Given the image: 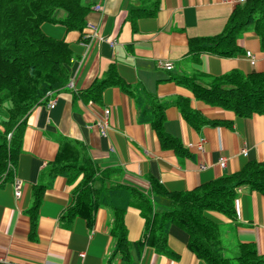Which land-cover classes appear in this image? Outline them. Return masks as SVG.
Wrapping results in <instances>:
<instances>
[{
	"label": "crops",
	"instance_id": "crops-1",
	"mask_svg": "<svg viewBox=\"0 0 264 264\" xmlns=\"http://www.w3.org/2000/svg\"><path fill=\"white\" fill-rule=\"evenodd\" d=\"M238 1L86 0L92 6L82 32L42 25L46 36L68 44L73 59L66 67V86L50 93L28 114L13 178L0 186V264H207L189 249V234L175 223L169 225L165 253L144 245L146 220L137 206L124 215L126 257L117 252L109 207L96 211L92 225L79 216L64 219L84 176L74 180L53 176L51 164L61 141L79 145L82 155L93 161L98 178L105 170H117L103 180L106 186L121 184L139 191L161 216L170 210V202L152 192L150 179L171 193L185 192L240 172L249 162L264 163V114L238 117L197 99L179 83L195 76L206 86L233 71L264 72V51L252 26L239 35L241 53L234 57L190 52L192 38L224 31L242 4ZM155 3L154 15L132 21V8L151 10ZM97 5L101 11L94 10ZM248 52L254 55L255 65ZM166 63L173 69L166 70ZM111 66L130 91L109 87L94 101L84 93L104 79ZM179 99L188 100L206 123L191 125L176 104ZM51 101L54 108L49 106ZM145 103L165 106L164 131L181 142L182 153L164 147L144 121ZM103 120H107L105 133L98 127ZM222 158L225 167L219 164ZM40 186L45 188L34 227L29 212ZM237 194L234 220L217 212H205L204 217L219 226L222 241L232 237L238 248L251 245L264 256V195L248 186Z\"/></svg>",
	"mask_w": 264,
	"mask_h": 264
},
{
	"label": "trees",
	"instance_id": "trees-1",
	"mask_svg": "<svg viewBox=\"0 0 264 264\" xmlns=\"http://www.w3.org/2000/svg\"><path fill=\"white\" fill-rule=\"evenodd\" d=\"M91 6L82 0H0V186L13 178L28 114L68 82L66 67L71 64L73 54L67 43L46 36L42 25H62L69 31L82 32ZM156 8L157 3L151 10L132 8V21L154 15ZM251 26L264 51V0H247L238 5L221 34L192 38L190 52L234 57L241 53L237 46L239 35ZM179 83L197 99L232 111L238 117L264 114V72L244 75L233 71L214 78L206 86L195 76ZM109 87L130 91L111 66L106 77L84 94L98 101ZM140 99L144 101L143 97ZM176 104L194 127L206 123L191 110L188 100L179 99ZM164 111L165 106L145 103L144 121L157 132L164 147L182 153L181 142L164 131ZM97 171L93 161L82 155L79 145L67 140L60 142L51 164L53 176L62 175L68 180L84 176L74 191V204L63 218L79 216L92 225L96 211L103 206L109 207L113 212L112 234L116 238V249L125 257L129 244L124 215L129 207L137 206L146 220L144 245L165 253L168 228L175 223L189 234L188 247L198 258L207 264H233V260L223 254L219 226L205 218L204 213L217 212L234 220L239 188L248 186L264 195V163L256 161L249 162L240 172L222 176L191 191L171 193L159 181L150 179L152 192L170 202V210L160 216L148 196L121 184L105 185L103 180L117 170H105L100 178ZM44 188L40 186L36 190V201L29 212L34 227ZM239 250L235 258L237 264H264V256H259L251 245L241 244Z\"/></svg>",
	"mask_w": 264,
	"mask_h": 264
},
{
	"label": "built area",
	"instance_id": "built-area-1",
	"mask_svg": "<svg viewBox=\"0 0 264 264\" xmlns=\"http://www.w3.org/2000/svg\"><path fill=\"white\" fill-rule=\"evenodd\" d=\"M246 1H247V0H239L238 2H239V3H245ZM94 10H95V11H101V7H100L99 5H97V6L94 7ZM247 57L250 59L251 63H252L253 65H255V62H256V61H255L254 55H253L251 52H248V53H247ZM163 67H164L166 70H168V71H170V70L173 69L172 64H169V63L163 64ZM49 106H50L51 108H54V106H55V101H51L50 104H49ZM108 114H109V111H106V112H105V115L108 116ZM106 121H107V120H103V121H101L100 123H98V127L101 128V131H102L103 133H105V130L107 129V123H106ZM243 153L246 154V151L244 150ZM219 164H220L221 167H225V165H226V161H225V159H223V158L220 159V160H219ZM19 189H20V186H19V184H17V185L15 186V192H16V195L19 194Z\"/></svg>",
	"mask_w": 264,
	"mask_h": 264
},
{
	"label": "rangeland",
	"instance_id": "rangeland-1",
	"mask_svg": "<svg viewBox=\"0 0 264 264\" xmlns=\"http://www.w3.org/2000/svg\"><path fill=\"white\" fill-rule=\"evenodd\" d=\"M84 3L86 2V0H82ZM223 233H225L224 229L222 230ZM222 251L223 254L229 258L233 260V264H237V262L235 261L236 256L239 254L240 250L237 246V243L235 241L234 238L230 237L227 238L225 237L222 241Z\"/></svg>",
	"mask_w": 264,
	"mask_h": 264
}]
</instances>
